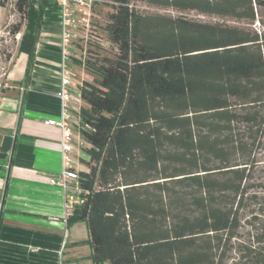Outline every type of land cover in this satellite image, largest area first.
Returning <instances> with one entry per match:
<instances>
[{
  "label": "trees",
  "instance_id": "trees-1",
  "mask_svg": "<svg viewBox=\"0 0 264 264\" xmlns=\"http://www.w3.org/2000/svg\"><path fill=\"white\" fill-rule=\"evenodd\" d=\"M136 3L244 23L264 7V0L97 1L111 12L103 40L95 33L81 53L94 78L79 88L84 169L66 228L85 223L93 264H226L233 250V264H264V222L251 241L235 242L250 171L252 180L264 163V37L247 26L142 14ZM14 6L22 23L10 32L20 34L25 85L43 16L55 4ZM251 200L264 216V194Z\"/></svg>",
  "mask_w": 264,
  "mask_h": 264
},
{
  "label": "crops",
  "instance_id": "crops-1",
  "mask_svg": "<svg viewBox=\"0 0 264 264\" xmlns=\"http://www.w3.org/2000/svg\"><path fill=\"white\" fill-rule=\"evenodd\" d=\"M38 0L32 3L36 6ZM53 2V0H52ZM60 17L56 6L43 16L39 37L26 84V56L17 54L6 72L4 94L0 96V264H56L66 230L61 264H93L85 223L67 229L63 190L57 180L61 170L60 131L45 119H57L59 100ZM81 52L71 50L68 68L72 72L68 92L71 111L77 115L84 105L79 88L94 76L87 71ZM79 125H72L73 167L82 139ZM38 251L31 253L29 250Z\"/></svg>",
  "mask_w": 264,
  "mask_h": 264
},
{
  "label": "built area",
  "instance_id": "built-area-1",
  "mask_svg": "<svg viewBox=\"0 0 264 264\" xmlns=\"http://www.w3.org/2000/svg\"><path fill=\"white\" fill-rule=\"evenodd\" d=\"M99 0H53L60 17V37H59V84L58 91L52 93L60 103V113L57 119H45L43 123L47 126H56L60 131V158L61 170L57 180H52L63 190L64 215L71 214L75 205L80 203V189L78 186V169L73 167V139L72 125H79L78 115L71 111V98L68 87L71 83L72 72L68 68V62L71 61V50L77 43L80 51L86 48L89 41L97 40L93 32L92 17L94 9ZM82 58V57H81ZM83 64V59H82ZM2 202V201H1ZM0 202V213L2 203ZM66 230L63 235L61 248L58 251L56 264H61L62 249L64 248ZM31 253L37 252L36 248L29 250ZM107 264V263H106Z\"/></svg>",
  "mask_w": 264,
  "mask_h": 264
},
{
  "label": "rangeland",
  "instance_id": "rangeland-1",
  "mask_svg": "<svg viewBox=\"0 0 264 264\" xmlns=\"http://www.w3.org/2000/svg\"><path fill=\"white\" fill-rule=\"evenodd\" d=\"M16 0H0V96L4 94L3 88L6 82V72L9 65L16 57V49L19 41L20 34L13 35L10 30L16 24L22 23L21 17L19 16L16 8L14 6ZM35 1V0H33ZM101 2H107L108 0H99ZM134 8L142 14H166L171 16L185 17L188 19L203 21V22H219L226 23L229 25L247 26L254 31L258 32L264 37V7H257V15L255 21L252 23L235 22L229 18H220L216 16H209L205 14H200L194 11H184L177 12L170 9H161L157 7H152L145 5L143 3H136ZM111 12V8L107 5L99 4L94 9V14L92 17V25L94 35H101L103 40L102 27L107 22V14ZM96 33V34H95ZM101 44L103 42H100ZM76 53L81 52L80 46L76 43L74 45ZM115 52L110 46H106L105 53L112 55ZM81 54V53H80ZM82 146V145H81ZM80 146V147H81ZM82 168V166H80ZM251 183L254 188L251 189ZM248 188L246 193L240 203L238 210L239 217V229L237 231V238L235 242H245L251 241V235L254 233L255 228L264 222V216L259 209V205L251 200V194L263 195L264 194V163L260 165L253 172V178H250L246 182ZM261 185V187H259ZM236 246V243L234 244ZM239 254L233 250L230 253V258L227 260L226 264H233L238 260Z\"/></svg>",
  "mask_w": 264,
  "mask_h": 264
}]
</instances>
